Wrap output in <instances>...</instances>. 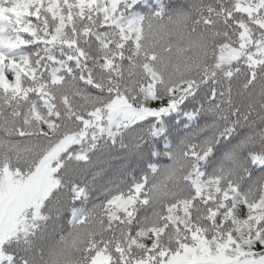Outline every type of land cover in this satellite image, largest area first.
<instances>
[{"label": "snow or ice", "instance_id": "1", "mask_svg": "<svg viewBox=\"0 0 264 264\" xmlns=\"http://www.w3.org/2000/svg\"><path fill=\"white\" fill-rule=\"evenodd\" d=\"M0 264H264V0H0Z\"/></svg>", "mask_w": 264, "mask_h": 264}, {"label": "trees", "instance_id": "2", "mask_svg": "<svg viewBox=\"0 0 264 264\" xmlns=\"http://www.w3.org/2000/svg\"><path fill=\"white\" fill-rule=\"evenodd\" d=\"M98 194V193H97Z\"/></svg>", "mask_w": 264, "mask_h": 264}]
</instances>
